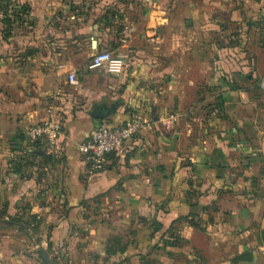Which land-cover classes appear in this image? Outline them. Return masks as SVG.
I'll list each match as a JSON object with an SVG mask.
<instances>
[{
	"label": "crops",
	"instance_id": "crops-1",
	"mask_svg": "<svg viewBox=\"0 0 264 264\" xmlns=\"http://www.w3.org/2000/svg\"><path fill=\"white\" fill-rule=\"evenodd\" d=\"M263 25L264 0H0V264H264ZM130 113L99 164L76 148Z\"/></svg>",
	"mask_w": 264,
	"mask_h": 264
},
{
	"label": "built area",
	"instance_id": "built-area-1",
	"mask_svg": "<svg viewBox=\"0 0 264 264\" xmlns=\"http://www.w3.org/2000/svg\"><path fill=\"white\" fill-rule=\"evenodd\" d=\"M122 60L120 57L111 54L109 51H95L91 54L88 63V68H102L107 73L116 74L120 71ZM70 83H75V76L72 73L67 75ZM260 86L264 91V77L260 82ZM177 113L169 114L167 117L174 120ZM159 119H162L159 117ZM150 118L140 115H133L124 123L107 125L98 124L89 133V136L82 142L78 143L76 148L84 153H87L92 162L97 165L103 161L105 155L128 138L135 135L144 125L150 122ZM59 132L57 124L41 123L31 127L28 130L29 136H44L48 146L54 142L56 134Z\"/></svg>",
	"mask_w": 264,
	"mask_h": 264
},
{
	"label": "trees",
	"instance_id": "trees-1",
	"mask_svg": "<svg viewBox=\"0 0 264 264\" xmlns=\"http://www.w3.org/2000/svg\"><path fill=\"white\" fill-rule=\"evenodd\" d=\"M9 22H10V18L7 19V17H4L2 23L6 24V26H9ZM260 27H261L260 32H262L264 34V25L260 26ZM7 29H9V28H7ZM254 86L257 87V85H254ZM223 101H224V98H222V96H217L215 102L212 103V107L210 109H208L209 113L212 112L215 114L216 112L223 110ZM132 116H133V114L131 115V113H130V116L128 119H130ZM115 150H113V151H115ZM113 151H111V152H113ZM111 152H109V153H111ZM109 153H107V154H109ZM32 155H34V154H32ZM9 165H11L13 170H15L16 172H19V171L22 172V171L28 170L30 168V166H29L30 164H28V161L26 160V158L24 156L18 157L16 160L11 159L9 161ZM28 210H29V204L28 203H22L21 205L18 206L17 212H15L12 216L9 215L8 218L12 221L17 222V223H22L23 225L30 227L31 230H34L37 232L38 231V225H39V219H37L36 216L33 214H28ZM3 214H5V213H3ZM262 233L264 234V231H262ZM47 246H48V244H47ZM49 247H51L50 243H49Z\"/></svg>",
	"mask_w": 264,
	"mask_h": 264
},
{
	"label": "rangeland",
	"instance_id": "rangeland-1",
	"mask_svg": "<svg viewBox=\"0 0 264 264\" xmlns=\"http://www.w3.org/2000/svg\"><path fill=\"white\" fill-rule=\"evenodd\" d=\"M263 58H264V56H263ZM261 71L264 72V60H263V64H262V66H261ZM32 233H33V232H32ZM29 241H30V239H29Z\"/></svg>",
	"mask_w": 264,
	"mask_h": 264
},
{
	"label": "water",
	"instance_id": "water-1",
	"mask_svg": "<svg viewBox=\"0 0 264 264\" xmlns=\"http://www.w3.org/2000/svg\"><path fill=\"white\" fill-rule=\"evenodd\" d=\"M107 112V111H106ZM109 112V111H108Z\"/></svg>",
	"mask_w": 264,
	"mask_h": 264
}]
</instances>
